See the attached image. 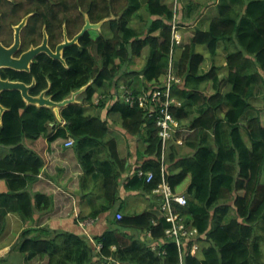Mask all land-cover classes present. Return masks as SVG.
Listing matches in <instances>:
<instances>
[{
  "label": "trees",
  "instance_id": "obj_1",
  "mask_svg": "<svg viewBox=\"0 0 264 264\" xmlns=\"http://www.w3.org/2000/svg\"><path fill=\"white\" fill-rule=\"evenodd\" d=\"M143 1L48 0L51 22L62 23L61 11L68 7L82 8L93 23L121 11L119 20L109 19L97 36L88 31L77 45L64 50L67 67L41 55L30 73L2 72L3 79L27 84L35 77L33 96L51 80L47 95L57 102L85 86L87 91L78 96L81 103L60 109L62 121L53 108L27 104L19 91L1 94L7 111L0 120V145L9 151L0 157V237L8 214L16 213L23 229L12 248L28 264L36 260L42 264H264V92H259L264 88V0L190 1L177 24L172 6L163 0ZM211 1L219 5L207 28L199 25L188 44L177 43L173 29L185 22L195 24L196 14L201 21V8ZM37 6H43L42 2ZM137 18L144 21L139 28L134 26ZM82 27L70 30V36ZM221 48L227 51L226 68L217 63ZM146 50L144 70L128 68ZM170 69L173 80L165 82L163 76ZM178 78L182 79L177 83ZM224 86L230 88L223 91ZM114 87L119 93L120 87H126L145 98L158 90L169 91V113L178 122L171 130L172 138L164 145L157 124L166 96L157 98V106L136 103L132 108L121 97H107ZM97 94L104 98L95 105ZM105 109L107 115L101 114ZM250 110L254 113L248 116ZM115 124L122 127L128 145L129 139L133 145L136 136L142 137L143 142L136 137L146 145L141 167L131 165L130 169L127 160L121 159L116 138L121 133ZM186 129L191 131L187 135ZM43 138H47L44 149L59 139L73 138L72 147L84 171L81 190L91 181L96 185L100 181L105 188L108 199L105 204L94 203L87 219L94 218L96 223L88 228L78 219L71 229L46 224V219L42 222L56 206L53 195L33 190L46 163L37 149ZM180 139L192 149L190 153L181 152ZM101 153L107 157L100 158ZM126 171L127 177L122 178ZM150 172L154 178L148 182ZM95 173L101 175L94 177ZM164 181L174 194L187 198L185 206L173 202L170 212L165 195L155 192ZM120 184L126 191L153 195L159 205L152 211L125 212L117 207ZM105 213H112L109 228L94 231L100 222L97 218ZM170 214L178 216L176 223L189 232L180 241L166 233L174 226ZM194 230L197 234L191 235ZM193 244L200 246L196 254Z\"/></svg>",
  "mask_w": 264,
  "mask_h": 264
},
{
  "label": "crops",
  "instance_id": "obj_2",
  "mask_svg": "<svg viewBox=\"0 0 264 264\" xmlns=\"http://www.w3.org/2000/svg\"><path fill=\"white\" fill-rule=\"evenodd\" d=\"M217 2L211 1L208 3V6L205 7V9L204 8L202 9L201 11L202 16L207 15L206 17H204V20L207 19L209 22V19L216 16ZM207 24L203 25L204 29L207 28L208 26ZM196 27H197L196 25H193L191 27L192 28V30L190 31L191 36H192L193 29H195ZM179 30L181 32L180 28ZM180 37H181V40L184 42L181 33H180ZM185 44H187V42ZM221 50L223 52V56L226 57L227 51H225L223 48H221ZM203 52L206 53L205 51ZM225 65H226V61H224L223 63L224 67ZM180 80L181 79L178 78L177 83L180 82ZM176 86L179 87V85H176ZM114 92L115 90H113V93ZM98 98L100 97L96 95L94 97V100H97ZM173 99L174 101H176L175 98ZM77 103H81V101L78 100ZM101 114L107 115V109L103 110ZM102 117L104 118L103 115ZM115 119L118 120V115L115 116ZM187 122L188 121L185 120L184 125H187ZM121 128L122 127L120 126V124H117V126L115 124V130L121 133L120 135L116 136L118 147H119V152H120V157L121 159L127 160L126 167H131V165H133V169H137L140 167L141 163L143 162V159H144L143 155H144L146 145L144 146L143 143L140 142L142 141V139L140 137L138 138V136L137 138L140 141L135 137L133 145H132V139H129L130 145H128L125 135L120 131ZM189 132L191 131L186 129L184 131V134L187 135L189 134ZM41 140L39 141V143L41 142ZM66 141L67 139H59L56 142H53L52 144H48V146L45 149L43 148V146L38 147L37 145V149L40 155L44 159L46 158L41 153H44V152L47 153L48 162L46 161L44 170L40 177V180L33 186V190L51 194L55 197L54 198L55 203H56L55 210L51 214L43 217V220L45 219L46 220L49 219V221L60 220V225L62 228L66 227L68 229H71L73 224L75 225L76 219L80 221L82 226H83L82 223L88 224L89 220L96 222L94 218L87 219V217H89V215L91 214V208L94 206V203L105 204L108 197L105 199V188L101 185L100 181L98 185H96L95 182L91 181L89 182L88 186H86L84 189L81 190L80 184H81V178H82L84 171L79 163V160L76 156L74 148L67 147L65 144ZM178 142H180L179 145L182 148L181 152L183 154H186L192 151V149H190L186 144H183L182 139L178 140ZM128 172L129 171L124 172L122 174V178L127 177ZM98 175H101V173H95L94 177H97ZM102 178H104V176ZM79 189L81 190L80 192H79ZM92 192L93 194H91ZM89 194L92 196V198H90ZM119 198L121 199L118 201L117 207H120L122 209L125 208L124 209L125 212H129V213H134L135 211L136 212L152 211L156 209L155 207L157 205H159V201L155 199L153 195H149V194H146L144 192H139V191L137 192L126 191L122 184H120ZM58 200L60 203H57ZM94 200L96 201L94 202ZM56 208L61 209V213L58 214L56 212ZM84 217L87 220L85 219H84L85 221L81 220V218H84ZM111 217H112V213H105L104 215L101 216L102 219L97 218L100 222L97 225V227L94 229V231H100V233L106 231L110 225V223L107 221ZM10 219H15V220L17 219L19 222L21 221L19 215L16 213L8 214L7 216L8 223ZM93 224H90L87 226L85 225L84 227L88 228L89 226ZM8 228L9 226H7L5 232L3 233L5 234L4 236H7L11 233L9 232ZM3 237H0V239H3ZM14 244L15 242H12L8 246H6V248L11 246L10 249L12 250V252L10 251V253H12V256L14 254L18 255V253L13 251L12 246ZM198 248H199V245H198ZM1 249H5V247ZM193 254H196V252Z\"/></svg>",
  "mask_w": 264,
  "mask_h": 264
},
{
  "label": "flooded vegetation",
  "instance_id": "obj_3",
  "mask_svg": "<svg viewBox=\"0 0 264 264\" xmlns=\"http://www.w3.org/2000/svg\"><path fill=\"white\" fill-rule=\"evenodd\" d=\"M47 1L48 0H42V1L41 0H0V30L2 31V29L4 28L3 31L5 32L4 40L0 39V43L3 44L5 47H11L15 42V30L13 32L11 30L9 31V28H7L8 25H10V29H11L12 25L18 26L23 22V20L25 18H28L25 26L21 30V33H20L21 42H20V45H19L17 51L13 55L14 59L19 60V59H21V56L25 52L29 51L31 48H35V47L42 45L44 43V39L46 36L48 38V46L52 50L55 51L57 47L55 49H53L51 47L50 38L51 37L53 38V42H55L57 44V46L60 43H62L64 40H61L60 34L57 35L54 32V29H53L54 25H64L67 28L68 38L70 37L71 39H73L75 37V36L71 37L69 34L70 30H74L73 28L77 26L70 19V16H71V14H74V10H77V9L74 7L70 10L63 9L61 11L62 12L61 17L64 19V21L62 23H59L56 21L51 22L52 21V13H51L52 10L50 7H48ZM38 2L45 3V5L41 6V7L37 6ZM20 3H22V5H20ZM69 8L70 7H68L67 9H69ZM77 16H79V14ZM32 26H34V28H36V30L29 31V29ZM82 26L84 27V25H82ZM65 27H64V30L66 29ZM49 28H51V34L49 31ZM41 34H42V39H41L40 43L35 44V42L37 41V39L39 38V36ZM52 34H53V36H52ZM64 39H65V36H64ZM41 55H46L47 57L51 58L49 55H47L45 52H43V53L39 54L38 56H36V58H34L33 62L32 63L30 62L28 65L26 63H24L23 61H20V65H19L20 67H22V68L23 67L25 68L28 66L30 67V71L23 70V72L30 73L32 71V67L37 63L38 58ZM7 70L8 71H16L15 69H13L11 67L1 68V70H0L1 77H2V72L3 71L6 72ZM7 80H9V79H7ZM28 85L32 86L31 90L29 91L31 93V91L37 87V79L34 77L32 82ZM50 88H51V80L49 81V84L47 81V87L42 92L47 91V93H48ZM5 92H7V91H5ZM47 93H46V96H48ZM97 95L100 97L98 99H101L104 97V95H100V94H97Z\"/></svg>",
  "mask_w": 264,
  "mask_h": 264
},
{
  "label": "rangeland",
  "instance_id": "obj_4",
  "mask_svg": "<svg viewBox=\"0 0 264 264\" xmlns=\"http://www.w3.org/2000/svg\"><path fill=\"white\" fill-rule=\"evenodd\" d=\"M146 0H144L143 1V3L145 2ZM190 1H193V2H196V1H199L201 4H204V2L206 1V0H163V2H165L166 4H168V5H170V6H172L173 7V9H174V11H175V13H176V24L177 23H180L181 22V19H182V15L184 14V10H186L187 11V8H186V5H188L189 4V2ZM103 4L104 3H101L100 4V6H103ZM42 5L44 6V4L42 3ZM177 6V7H176ZM120 8H121V5L119 6ZM205 7V6H204ZM181 8V9H180ZM203 8V7H202ZM202 8H201V10H202ZM70 9H72V7H70L69 9H67V10H70ZM205 9V8H204ZM121 10H119L117 13H119ZM178 11V12H177ZM198 13L200 12V11H197ZM79 14V16H77L78 14ZM117 13H115V11L114 12H112L111 14V17L110 18H108V19H105L106 20V22H107V20H109V19H115V18H118L119 16H117ZM87 15H89L88 13H86L85 12V10H83L82 8H78L77 10H74V14H71V16H70V19L75 23V25H77L76 27H74L73 29L74 30H77L79 27H81L82 25H85V19H86V16ZM142 18L143 19H146L147 18V12L145 11V9H143L142 10ZM194 15H195V13H194ZM193 15V16H194ZM114 16V17H113ZM207 16V15H206ZM205 16V17H206ZM90 17V16H89ZM198 17H199V15L198 14H196L194 17H192V18H194V19H196V23L195 24H190V20L192 19V18H187V21H190V22H185V24H181L180 26L181 27H179L178 26V28H180L181 29V35H182V37H183V40H184V42L186 43L187 42V44L190 42V37H191V34H190V31L192 30V26L193 25H196V26H199V25H206L207 23H208V20L207 19H205L204 20V17H201L202 19H201V21H197V19H198ZM178 18V19H177ZM210 20V19H209ZM105 22V23H106ZM93 23V22H92ZM144 23V21L143 20H141L140 18H137V19H135L134 20V26L135 27H141V25ZM191 25V26H188V25ZM104 25V24H103ZM17 25H12L11 26V29H10V25H8V27L7 28H9V31L11 30L12 32L15 30L14 29V27H16ZM143 26V25H142ZM64 25H54V32L57 34V35H59L60 34V36H61V40H64V36H65V30H64ZM66 28V27H65ZM4 29V28H3ZM3 29H2V31L0 30V39L1 40H4V35H5V32L3 31ZM103 29V27L101 28V29H99V30H91V32L95 35V36H97L98 35V33H100L101 32V30ZM34 30H36V28H34V26H32L30 29H29V31H34ZM38 30V29H37ZM66 30H67V28H66ZM49 31H50V34H51V28H49ZM68 35V34H67ZM52 36H53V34H52ZM70 38V37H69ZM41 39H42V34L39 36V38L37 39V41L35 42V44H38V43H40V41H41ZM71 39V38H70ZM50 42H51V47L53 48V49H55L56 47H57V44L55 43V42H53V38L51 37L50 38ZM201 48V47H200ZM199 48V49H200ZM147 54H148V52H147V50L144 52V54L140 57V58H135V60H134V62L133 63H131V65H129L128 66V68H131V69H137V70H141V69H143V67H144V64H145V62H146V57H147ZM207 58H210V56L208 55V57ZM172 60V59H171ZM142 61V62H141ZM224 61H225V56H223V52H222V50L220 49V53H219V56H218V59H217V63L219 64V65H223V63H224ZM140 62V63H139ZM209 64H211L210 63V61H208V63L205 65V69L207 70L208 69V65ZM143 66V67H142ZM226 66H227V63H226ZM226 66H225V68H226ZM141 67V68H140ZM227 72V69H224L223 70V73L221 74V76H222V78H225L226 77V75H225V73ZM169 74V75H168ZM168 74H166V75H164L163 76V78L165 79V82H167L169 79H171V78H173V75H172V73H171V69L169 70V73ZM167 76H169V77H167ZM167 80V81H166ZM164 82V83H165ZM228 88L229 89V87H223V91H226V89ZM179 89V88H178ZM227 89V90H228ZM261 91H263L264 92V88H262V89H259V92H261ZM258 100L260 101L261 99H260V96L258 97ZM253 105H254V100H253ZM254 113V110H250L249 112H248V116H250V115H252ZM44 143H47V138H43V140H41V142L38 144V147H41V146H43V144ZM8 151L9 150H7V148L6 147H4V146H1L0 145V157H5V155L6 154H8ZM46 159H44L45 161H47L48 162V159H47V153H41ZM99 157L100 158H105V157H107V154L106 153H101L100 155H99ZM106 197V196H105ZM57 203H60L59 202V200L57 201ZM56 212L59 214V213H61V209H58V208H56ZM44 220H42V222H43ZM49 220L47 219V220H45L44 222H46V224H52V226H54V224L55 225H58V226H60L61 227V225H60V220H57V221H49ZM89 222L91 223L92 222V220H89ZM6 223L8 224L7 226H9V232H11L9 235H7V236H4L5 234H2L1 235V237H3V239H0V261L1 260H5L6 261V264H28V263H26L25 261H24V259L22 260V256L21 255H17V254H14L13 256H12V253H10V254H8L10 251H11V246L10 247H7L6 248V246H8L9 244H11L12 242H15L17 239H18V237L19 236H17V235H19L21 232L20 231H22V229L21 228H23V224H22V222L20 221H18L17 219L15 220V219H10V221H9V223H8V221H7V219H6ZM94 223H96L95 221H94ZM66 228V227H65ZM5 247V249H1V248H4ZM43 263V261H38V260H36V261H34V262H32V263H30V264H42Z\"/></svg>",
  "mask_w": 264,
  "mask_h": 264
},
{
  "label": "water",
  "instance_id": "obj_5",
  "mask_svg": "<svg viewBox=\"0 0 264 264\" xmlns=\"http://www.w3.org/2000/svg\"><path fill=\"white\" fill-rule=\"evenodd\" d=\"M27 19L28 18H25L20 25H18L14 28L15 29V42L11 47H5L3 44L0 43V70H1V68L11 67V68L15 69L16 71H23V70L30 71L29 66L25 67V68L20 67L19 66L20 61H23L24 63H26L28 65L30 62L31 63L33 62V60H34V58H36V56H38L39 54H41L43 52H45L47 55H49L52 59L60 61L64 66L67 67L66 60L63 56L64 50L69 48V47H72L74 45H77L79 43V40L88 31L99 30L102 28L103 24L106 22V20H103L99 23H92L89 15H87L86 19H85L84 27L81 29V31L73 39L70 40L68 38V35H67L68 32L65 29V39L62 43H60L57 46L55 51L52 50L48 46V38L46 36L44 39V43L42 45L35 47V48H31L29 51L25 52L21 56V59L17 60V59H14L13 55L17 51V49L20 45V42H21L20 33H21V30L23 29V27L25 26ZM31 88H32L31 85H28L22 81H11V80H7V79H3L1 77V74H0V97H1V94L5 91H19L27 104L35 105L38 107L46 106L49 108H53L58 119L60 121H62V118L60 115V109L62 107L69 105V104L76 103L77 97L81 93L86 91L87 86L81 88L80 90L74 91L70 98L65 99L63 101H60V102L54 101L51 97H46L47 91H44L37 96H33L29 92L31 90ZM6 111H7V108L4 107L0 101V120L1 121L3 119V115Z\"/></svg>",
  "mask_w": 264,
  "mask_h": 264
},
{
  "label": "built area",
  "instance_id": "obj_6",
  "mask_svg": "<svg viewBox=\"0 0 264 264\" xmlns=\"http://www.w3.org/2000/svg\"><path fill=\"white\" fill-rule=\"evenodd\" d=\"M173 80V78L169 79L168 82ZM177 81V80H176ZM121 95V96H119ZM113 96L117 97V99H120L124 101L125 103L129 104L130 106L135 107L136 103L139 104L140 107H147L148 105H159V102L157 101V98L161 97L163 98L164 96L167 97L166 100H164V108L161 110L163 113V116L159 118L157 124L161 127V136L164 141V145L166 144V141L171 137L172 132L175 127L178 126V123L174 120L172 115L169 113V106H170V92L168 91L167 93H163L161 90H158L153 93L152 96L147 95V98L140 96L137 97L135 96L128 88L126 87H121L120 88V93L119 92H114ZM100 99L95 100V103L98 104ZM173 102V100H172ZM74 145V139L69 138V140L66 143L67 147H72ZM154 178L153 173H149L148 175V182H151ZM156 193H162L166 197V207H168L171 211V203H178L181 206H185L187 204V198L183 195H176L173 193L171 187L164 181L162 184L159 185V188L155 190ZM118 218L121 219L122 215H118ZM170 220L174 223V226L172 229L167 230V234L170 237H175L180 241V237L188 235V232L185 230V226L183 224L176 223L178 220V216H174L173 214H170L169 216ZM94 221L91 223L89 222L88 224L82 223L83 226H87L90 224H93ZM191 235L197 234V230H194L193 232L190 233ZM100 247V246H99ZM155 249V248H154ZM198 249L197 245H194L192 253H195L196 250Z\"/></svg>",
  "mask_w": 264,
  "mask_h": 264
},
{
  "label": "bare ground",
  "instance_id": "obj_7",
  "mask_svg": "<svg viewBox=\"0 0 264 264\" xmlns=\"http://www.w3.org/2000/svg\"><path fill=\"white\" fill-rule=\"evenodd\" d=\"M113 1V0H112ZM142 1V0H141ZM115 3V2H114ZM114 3H112V4H114ZM218 3V2H217ZM111 5V4H110ZM146 5V4H145ZM215 5V4H214ZM219 5V4H218ZM218 5H216V6H218ZM112 6V5H111ZM114 6V5H113ZM208 6V5H207ZM206 6V7H207ZM177 7V6H176ZM215 7V6H214ZM213 7V8H214ZM111 9H112V7H111ZM116 9V8H115ZM181 9V8H180ZM217 9H219V8H217ZM88 11V10H87ZM115 11H117V10H115ZM123 11V10H122ZM219 11V10H218ZM178 12V11H177ZM120 13V12H119ZM176 14V13H175ZM220 14V13H219ZM112 15V14H111ZM136 15V14H135ZM132 16H133V14H132ZM114 17V16H113ZM202 17H205V16H202ZM217 18H219V17H217ZM178 19V18H177ZM118 20H119V18H118ZM113 21V20H112ZM115 21H116V19H115ZM177 21V20H176ZM210 21H211V19H210ZM199 22V21H198ZM111 24V23H110ZM190 25V24H189ZM197 25V24H196ZM169 60V59H168ZM172 61V60H171ZM133 62V61H132ZM142 62V61H141ZM147 62V61H146ZM140 63V62H139ZM173 63V62H172ZM127 65H128V63H126ZM167 64V63H166ZM127 65L125 66V67H127ZM131 65V64H130ZM172 66V65H171ZM226 66V65H225ZM98 67V66H97ZM96 67V68H97ZM143 67V66H142ZM228 67V66H227ZM231 67V66H230ZM141 68V67H140ZM144 68V67H143ZM146 68V67H145ZM128 69V68H127ZM100 70V69H99ZM125 70V69H124ZM144 70V69H143ZM169 71V70H168ZM98 72V71H97ZM130 72V71H129ZM172 72V71H171ZM142 74V73H141ZM140 75V74H139ZM169 75V74H168ZM192 75H193V73H192ZM135 76H137V75H135ZM228 76H229V73H228ZM92 77H94V76H92ZM131 77V76H130ZM139 77V76H138ZM167 77H169V76H167ZM98 79V78H97ZM142 79V78H141ZM182 79V78H181ZM126 80V79H125ZM127 80H129V79H127ZM136 80V79H135ZM149 80V79H148ZM157 80V79H156ZM132 81V80H131ZM141 81V80H140ZM158 81V80H157ZM167 81V80H166ZM186 81V80H185ZM201 81V80H200ZM200 81H199V83H200ZM205 81V80H204ZM93 82V81H92ZM133 82V81H132ZM152 82V81H151ZM228 82V81H227ZM94 83V82H93ZM129 83V82H128ZM198 83V84H199ZM125 84H126V82H125ZM146 84V83H145ZM190 84H192V83H190ZM138 85V84H137ZM144 85V84H143ZM147 85V84H146ZM145 85V86H146ZM167 85V84H166ZM201 85V84H200ZM200 85H198V86H200ZM142 86V85H141ZM157 86V85H156ZM173 86V85H172ZM192 86H194V85H192ZM174 87H176L175 85H174ZM189 87V86H188ZM209 87H210V85H209ZM121 88V87H120ZM146 88V87H145ZM143 89V90H146V89ZM152 88V87H151ZM165 88V87H164ZM170 88V87H169ZM189 88H191V87H189ZM189 88H187V89H189ZM199 88V87H198ZM230 88V87H229ZM137 89V88H136ZM157 89H158V87H157ZM186 89V90H187ZM226 89V88H225ZM228 89V88H227ZM227 89H226V91H227ZM168 90V89H167ZM181 90V89H180ZM206 90V89H205ZM213 90V89H212ZM87 91V90H86ZM136 91V90H135ZM193 91V90H192ZM200 91V90H199ZM139 92H141L140 90H139ZM138 92V93H139ZM187 92V91H186ZM194 92V91H193ZM197 92V91H196ZM207 92V91H206ZM229 92H231V91H229ZM151 93V92H150ZM165 93V92H164ZM210 93V92H209ZM143 94V93H142ZM153 94V93H152ZM182 94V93H181ZM200 94V93H199ZM202 94H203V92H202ZM226 94H228V93H226ZM87 95H88V93H87ZM101 95V94H100ZM150 96V95H149ZM204 97V96H203ZM186 98V97H185ZM79 99V98H78ZM167 99V98H166ZM172 99H173V97H172ZM201 99V98H200ZM210 99V98H209ZM180 100V99H179ZM204 100V99H203ZM170 101H171V98H170ZM209 101V100H208ZM101 102V101H100ZM187 103H189V102H187L186 101V104ZM203 103V102H202ZM173 104V103H172ZM194 104V103H193ZM192 104V105H193ZM190 105V104H189ZM150 106H151V104H150ZM150 106H149V108H150ZM71 107V106H70ZM99 107V106H98ZM178 107V106H177ZM170 108V107H169ZM222 108V107H221ZM64 109V108H63ZM150 109H152V108H150ZM159 109H162V108H159ZM159 109H158V111H159ZM202 109V108H201ZM143 110V109H142ZM148 110V109H147ZM188 110H190V109H188ZM157 111V112H158ZM170 111H172V110H170ZM169 111V112H170ZM186 111V110H185ZM220 111V110H219ZM154 112V111H153ZM173 113V112H172ZM219 113V112H218ZM153 114H155V113H153ZM186 114H189V113H187L186 112ZM221 114V113H220ZM150 116V115H149ZM153 116V115H152ZM202 116V115H201ZM200 117V116H199ZM221 117V116H220ZM158 118H159V116H158ZM189 118V117H188ZM202 117H200V119H201ZM195 119V118H194ZM103 120V119H102ZM187 120V119H186ZM106 121V120H105ZM191 122V121H190ZM67 125V124H66ZM159 126V125H158ZM157 126V127H158ZM184 126V125H183ZM156 127V126H155ZM178 127V126H177ZM196 129V128H195ZM158 130V129H157ZM200 130V129H199ZM183 132V131H182ZM195 133V132H194ZM141 135V134H140ZM44 136V135H43ZM72 136H73V134H72ZM142 136V135H141ZM161 136V135H160ZM159 136V137H160ZM75 136H73V138H74ZM137 137V136H136ZM145 137V136H144ZM147 137V136H146ZM139 138V137H138ZM142 138V137H141ZM162 138V137H161ZM172 138V137H171ZM77 140V139H76ZM134 140V139H133ZM172 141V140H171ZM145 142H147V140L145 141ZM185 143V142H184ZM187 143V142H186ZM76 144H77V142H76ZM186 145H188V144H186ZM166 147H168V146H166ZM177 147V146H176ZM180 147V146H179ZM169 148V147H168ZM191 149V148H190ZM189 149V150H190ZM170 150V149H169ZM179 151V150H178ZM188 151V150H187ZM169 152V151H168ZM171 153H172V151H171ZM190 153V152H189ZM187 154V153H186ZM151 155H153V154H151ZM144 156V155H143ZM147 160V159H146ZM151 160V159H150ZM164 160V159H163ZM147 162V161H146ZM130 165V164H129ZM141 167V166H140ZM130 169H131V167H129ZM165 168V167H164ZM143 173V172H142ZM163 175V174H162ZM166 178V177H165ZM154 190V189H153ZM160 194V193H159ZM163 196H164V194H163ZM164 206V205H163ZM136 212V211H135ZM165 212V211H164ZM180 218V217H179ZM182 218V217H181ZM182 224V223H181ZM171 227V226H170ZM171 229V228H170ZM193 229V228H192ZM168 230V229H167ZM187 230V229H186ZM190 231V230H189ZM193 232V231H192ZM189 233V232H188ZM150 234V233H149ZM195 235V234H194ZM198 236V235H197ZM181 243V242H180ZM194 245V244H193ZM200 247V246H199Z\"/></svg>",
  "mask_w": 264,
  "mask_h": 264
},
{
  "label": "clouds",
  "instance_id": "obj_8",
  "mask_svg": "<svg viewBox=\"0 0 264 264\" xmlns=\"http://www.w3.org/2000/svg\"><path fill=\"white\" fill-rule=\"evenodd\" d=\"M173 31H174V36H173V38L174 39H176V41H177V43H182L183 41L181 40V37H180V30H179V28L178 27H175L174 29H173ZM175 51V50H174ZM174 51L172 52V53H174ZM18 72H23V71H18ZM113 90H115V87L114 88H112L111 89V91H110V95H108L107 97H109V98H114V99H116L117 97H115V96H113ZM115 92L117 93V91L115 90ZM46 97H50V96H46ZM71 97V96H70ZM69 97V98H70ZM52 98V97H51ZM104 98V97H103ZM68 99V98H67ZM78 102V97H77V101H76V103ZM95 105H97L96 103H95ZM73 139V138H72Z\"/></svg>",
  "mask_w": 264,
  "mask_h": 264
}]
</instances>
